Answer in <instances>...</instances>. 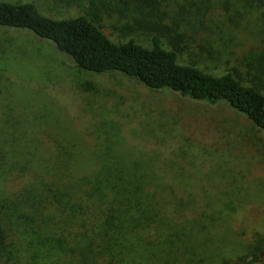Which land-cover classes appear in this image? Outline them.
Returning <instances> with one entry per match:
<instances>
[{
    "label": "rangeland",
    "instance_id": "1",
    "mask_svg": "<svg viewBox=\"0 0 264 264\" xmlns=\"http://www.w3.org/2000/svg\"><path fill=\"white\" fill-rule=\"evenodd\" d=\"M34 1L56 17L82 13L56 0ZM160 7L168 14L165 45L178 43L182 62L198 61L216 74L234 70L246 84L261 83L259 76L264 83L263 2L161 0ZM128 21L105 13L100 24L114 40L135 36L150 45L152 33L130 32L124 27ZM8 109L33 118L43 114L49 121L36 135L37 170L44 165L56 170L61 164L54 156L72 153V171L86 174L98 167L94 154L111 142L126 159H150L188 218L202 214L208 223L215 220L201 251L204 264L235 260L264 234V131L224 102L191 101L119 71L85 70L30 29L0 26V114ZM58 125L72 145L60 151L51 139ZM3 188L18 185L9 181ZM21 254L15 263L0 259V264H31L29 252Z\"/></svg>",
    "mask_w": 264,
    "mask_h": 264
},
{
    "label": "trees",
    "instance_id": "2",
    "mask_svg": "<svg viewBox=\"0 0 264 264\" xmlns=\"http://www.w3.org/2000/svg\"><path fill=\"white\" fill-rule=\"evenodd\" d=\"M56 1L82 13L56 17L34 0H0V26L30 29L85 70L119 71L191 101L224 102L264 131L263 80L257 76L261 83L246 84L234 70L216 74L198 61L182 62L179 44L165 45L170 33L161 0ZM115 12L132 20L124 23L130 32L152 33L150 45L135 36L120 41L107 35L100 23L105 13ZM35 116L23 110L0 114V259L15 263L27 250L31 264L205 263L201 251L215 220L208 223L202 214L188 218L150 159H126L111 142L94 154L98 167L86 174L72 171V153L54 156L61 164L56 170L50 165L37 170L36 135L49 121ZM61 131L58 125L51 138L56 151L72 146ZM9 181L18 188L4 190ZM223 264H264V234Z\"/></svg>",
    "mask_w": 264,
    "mask_h": 264
}]
</instances>
